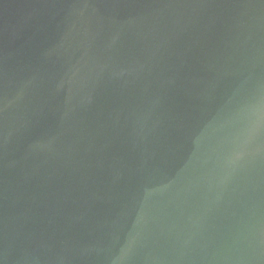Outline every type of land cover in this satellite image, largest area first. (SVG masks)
Returning <instances> with one entry per match:
<instances>
[{
  "label": "water",
  "instance_id": "1",
  "mask_svg": "<svg viewBox=\"0 0 264 264\" xmlns=\"http://www.w3.org/2000/svg\"><path fill=\"white\" fill-rule=\"evenodd\" d=\"M0 264H264V0H0Z\"/></svg>",
  "mask_w": 264,
  "mask_h": 264
}]
</instances>
